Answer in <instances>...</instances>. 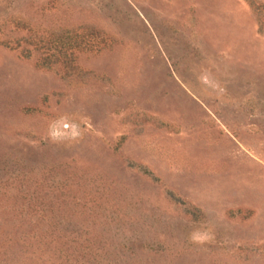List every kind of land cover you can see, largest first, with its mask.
Masks as SVG:
<instances>
[{
    "label": "rangeland",
    "instance_id": "1",
    "mask_svg": "<svg viewBox=\"0 0 264 264\" xmlns=\"http://www.w3.org/2000/svg\"><path fill=\"white\" fill-rule=\"evenodd\" d=\"M0 264H264V12L0 0Z\"/></svg>",
    "mask_w": 264,
    "mask_h": 264
},
{
    "label": "trees",
    "instance_id": "2",
    "mask_svg": "<svg viewBox=\"0 0 264 264\" xmlns=\"http://www.w3.org/2000/svg\"><path fill=\"white\" fill-rule=\"evenodd\" d=\"M251 6H253V9L256 11V13H263L264 12V3L261 0H247ZM81 39L77 40L75 39V42L73 43L76 47H84V45L80 42ZM83 40V39H82ZM86 47V46H85ZM44 64V63H41Z\"/></svg>",
    "mask_w": 264,
    "mask_h": 264
},
{
    "label": "clouds",
    "instance_id": "3",
    "mask_svg": "<svg viewBox=\"0 0 264 264\" xmlns=\"http://www.w3.org/2000/svg\"><path fill=\"white\" fill-rule=\"evenodd\" d=\"M207 233H194L192 235V239L194 242H202L203 240L207 239Z\"/></svg>",
    "mask_w": 264,
    "mask_h": 264
}]
</instances>
